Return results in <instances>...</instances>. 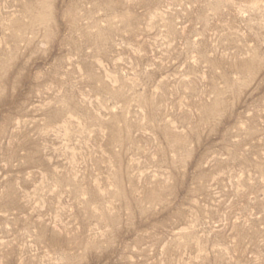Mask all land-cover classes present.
<instances>
[{
    "label": "rangeland",
    "instance_id": "1",
    "mask_svg": "<svg viewBox=\"0 0 264 264\" xmlns=\"http://www.w3.org/2000/svg\"><path fill=\"white\" fill-rule=\"evenodd\" d=\"M0 264H264V0H0Z\"/></svg>",
    "mask_w": 264,
    "mask_h": 264
}]
</instances>
